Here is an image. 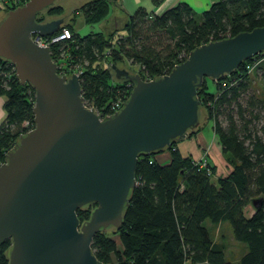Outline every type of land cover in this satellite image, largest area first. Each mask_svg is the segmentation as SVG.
<instances>
[{"label": "trees", "instance_id": "trees-1", "mask_svg": "<svg viewBox=\"0 0 264 264\" xmlns=\"http://www.w3.org/2000/svg\"><path fill=\"white\" fill-rule=\"evenodd\" d=\"M151 1L158 7L164 0ZM5 6V12L11 9ZM61 8L56 5L48 10L58 17ZM80 10L86 23H96L108 14L109 7L105 0H91ZM122 23L111 32L84 36L73 24L63 23L58 31L68 29L71 38L50 47L54 63L62 59L82 68L83 98L96 107L116 99V88L128 82L116 79L105 61L120 67L124 61L137 65L136 73L144 80L163 76L203 43L264 26V0H217L201 13L182 2L159 14L138 7ZM254 59L259 60L253 71L261 90L259 94L254 91L243 105L241 97L251 84L246 65ZM13 71V65L0 58V96L4 99L0 164L18 136L34 126V89L20 84ZM206 81L198 88V98L213 123L229 172L212 178L216 167L209 162L202 167L190 156H182L179 141L166 149L168 163L154 159L163 151L140 155L136 186L121 227L100 230L92 238V252L102 264H264V123L259 126L264 114V52L243 61L217 83L212 80L213 91H208ZM248 205L253 207L251 215H246ZM93 207L78 208L79 220L88 219ZM225 222L234 239L243 243L244 251L237 259H227L223 239L217 242L210 234L212 227ZM111 235H118L120 247ZM10 245L9 239L0 242V264H8Z\"/></svg>", "mask_w": 264, "mask_h": 264}, {"label": "water", "instance_id": "water-1", "mask_svg": "<svg viewBox=\"0 0 264 264\" xmlns=\"http://www.w3.org/2000/svg\"><path fill=\"white\" fill-rule=\"evenodd\" d=\"M83 1L27 0L0 11V58L34 89V126L0 164V242L10 240L8 264H102L92 238L121 227L138 157L166 150L199 126L204 79L218 80L264 52L259 26L203 43L150 80L111 64L115 78L133 86L124 105L100 120L84 104L79 77L58 74L50 49L30 39L57 32ZM59 4L66 6L61 16L37 20ZM88 205L90 216L80 221L76 210Z\"/></svg>", "mask_w": 264, "mask_h": 264}, {"label": "rangeland", "instance_id": "rangeland-1", "mask_svg": "<svg viewBox=\"0 0 264 264\" xmlns=\"http://www.w3.org/2000/svg\"><path fill=\"white\" fill-rule=\"evenodd\" d=\"M4 1H9V0H4ZM91 0H85L83 1L82 3H80L79 5L75 6L71 12L65 17V22L64 24L66 23H71L73 24V27L75 29V31H77L81 36H84L86 34H88L89 32L92 31V28H94V26H99L97 25L96 23H85L84 20H82V11L80 10V7L84 4V3H87ZM56 6V5H55ZM58 6H61V13H65L66 11V6L63 5V4H59ZM201 13V12H200ZM39 17H43L44 19L47 18V17H50V16H53V13H51L49 10L46 11V12H43L41 14L38 15ZM106 17V16H104ZM104 17H102L99 21H101L102 19H104ZM98 21V22H99ZM98 28V27H97ZM126 64H124L125 66H121V67H125L127 68V70H129L130 72H135L139 70V67L137 65H130L128 62L124 61ZM249 77H250V81H251V84H250V88L247 92V94L243 95L241 98V103L243 105L246 104V101L245 99H247L254 91L259 94L260 90H261V83L258 79V75L254 72V71H250L249 73ZM207 85H208V91H213L214 90V87H213V83H212V80L211 79H207ZM260 89V90H259ZM264 114L262 113L261 114V119L259 121V126L263 125L264 123ZM220 119H222V116L219 117ZM199 127V128H198ZM198 130L196 133L195 129L193 131V133L189 135V137H186L188 139H191V138H194L197 133H206L205 134V137L207 139H209V144L207 145V149L208 150H204L202 151L201 149V156H200V152H199V156L198 157H194L192 156V154H189V155H184L185 156H190L192 158V160L195 162V163H200L201 159H202V156L203 158H206L207 162H208V159H207V155H211L213 159H216V164L219 165V160L221 161H225V158L224 156L222 155V152L220 150V147L218 145V141H217V136L215 135V132H214V129H213V123L211 121H209L207 119V115H206V112L204 110V108L202 107L201 108V111H200V124L198 126ZM185 139V138H184ZM183 140V139H182ZM195 147L197 149H200L199 145L196 143L195 141ZM217 150L220 152V156L216 155L217 153ZM168 151V150H167ZM215 151V153H213ZM225 164L227 165V163L225 162ZM212 165V164H211ZM221 166H223V163L221 164ZM219 165V166H220ZM228 169H230V167L227 165ZM218 170V169H217ZM221 169L218 170V172L215 171L214 175L212 176V178L216 179L218 177H221V176H224L226 173H227V170L224 171V169L222 171H220ZM223 172V173H222ZM251 208H249L247 211H250ZM210 234H211V237L217 241V242H220L222 241L221 238L223 239V242L225 243L226 245V250H225V257L227 259H237L238 256L244 251L242 250V245L243 243L239 242V241H236L233 237V232H232V228L230 226V224L228 222H225L224 224H221V225H218V226H215V227H212L211 230H210ZM117 242L118 246L120 247V244H119V239H118V235H111ZM238 242V243H237ZM242 244V245H240ZM112 258L115 260L116 259V256L115 255H112Z\"/></svg>", "mask_w": 264, "mask_h": 264}, {"label": "crops", "instance_id": "crops-1", "mask_svg": "<svg viewBox=\"0 0 264 264\" xmlns=\"http://www.w3.org/2000/svg\"><path fill=\"white\" fill-rule=\"evenodd\" d=\"M216 1L217 0H164L160 6L155 7L152 4L151 0H105V2L108 4V7H109L108 14L106 15V17H104V19H102L99 22H96V24L99 26H97L98 28L94 26L91 32L101 31L104 33H108V32H111L117 29L121 24H123L122 22L124 21L125 17L133 14L138 7H144L147 11H153L154 13L159 14L166 8L172 5H175L176 3L182 2V3H186L187 5H189L196 13H200V12L207 10L211 6V4ZM5 4L6 3L4 0H0V11H5V8H6ZM81 16H82V20L85 21L84 15L82 14ZM3 102H4V99L0 96V122L2 121L4 117ZM205 134L206 133L200 132V133H197V135L194 138H191V139L185 138L183 140H180L177 143V148L179 152L181 153V155L184 156V155L192 154V156L196 158L199 156V152L201 156V149L202 151L208 150L207 145L209 144V139L205 137ZM195 141L199 145V147L201 146L200 149H197L195 147L196 146ZM220 150H221V147H220ZM213 153H215V151ZM216 155L220 156V152L218 150H217ZM206 157L208 159V162L216 167L215 169L216 172H218L219 169H221L220 171L224 169L223 172H225V170H227V173L229 172V169L227 165L225 164L226 161L219 160L221 164L223 163V166H221L220 163H219L220 165L219 166L218 164H216V161H215L216 159H213L211 155H207ZM154 159L158 163H162V164L168 163L170 160L169 151L165 150L163 152L156 154L154 156ZM249 208H251V210L247 211ZM245 211H246V215H251L253 213V207L248 205L245 208Z\"/></svg>", "mask_w": 264, "mask_h": 264}, {"label": "built area", "instance_id": "built-area-1", "mask_svg": "<svg viewBox=\"0 0 264 264\" xmlns=\"http://www.w3.org/2000/svg\"><path fill=\"white\" fill-rule=\"evenodd\" d=\"M26 1L27 0H9V1H5V3L9 4V7L11 8H16L18 6L23 5ZM71 36H72V33L68 29L63 28L61 31H57L49 36H40L37 33H32L30 34V39L36 45L41 46V47H48L50 49V47L53 46L54 44L64 41L65 39H70ZM106 54H109V52H107ZM258 62L259 60L254 59L252 63H248L246 65L247 73H249L250 71H253ZM55 63H56V70L58 74L64 75L65 77H68V74L70 75L76 74L80 80L81 74H82V68H80L78 65H75V64L71 65L70 63L64 62L62 59L56 60ZM111 64H112L111 61L104 62V66H106L107 68H110ZM217 82L218 80H214V84ZM132 86H133V83L128 80L124 88L122 87L116 88L115 91L118 94L116 99L106 102L105 105L102 107H96L92 103H90L89 101L83 98L84 104L87 108L89 109L92 108L95 111L98 118L100 120H103L104 117H109L113 115L114 112L118 111L124 105L132 89ZM229 86H231V83H229ZM221 87L222 88L225 87V82H221ZM81 95H82V92H81ZM32 128H30L29 130H31ZM200 161H201L200 164L202 167H205V165H207L206 158H202Z\"/></svg>", "mask_w": 264, "mask_h": 264}, {"label": "bare ground", "instance_id": "bare-ground-1", "mask_svg": "<svg viewBox=\"0 0 264 264\" xmlns=\"http://www.w3.org/2000/svg\"><path fill=\"white\" fill-rule=\"evenodd\" d=\"M55 65H56V63H55ZM56 72H57V70H56Z\"/></svg>", "mask_w": 264, "mask_h": 264}, {"label": "clouds", "instance_id": "clouds-1", "mask_svg": "<svg viewBox=\"0 0 264 264\" xmlns=\"http://www.w3.org/2000/svg\"><path fill=\"white\" fill-rule=\"evenodd\" d=\"M111 68V67H110ZM133 83V82H132Z\"/></svg>", "mask_w": 264, "mask_h": 264}]
</instances>
